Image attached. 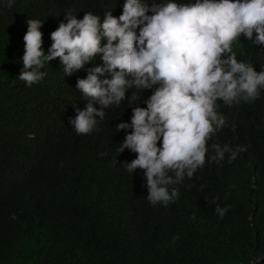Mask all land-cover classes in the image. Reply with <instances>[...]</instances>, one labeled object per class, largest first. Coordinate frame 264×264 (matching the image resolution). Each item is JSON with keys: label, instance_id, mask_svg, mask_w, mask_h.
Returning a JSON list of instances; mask_svg holds the SVG:
<instances>
[{"label": "trees", "instance_id": "1", "mask_svg": "<svg viewBox=\"0 0 264 264\" xmlns=\"http://www.w3.org/2000/svg\"><path fill=\"white\" fill-rule=\"evenodd\" d=\"M125 2L0 0V264H264V88L251 102L217 101L225 126L208 142L204 166L169 186L179 195L164 206L148 202L142 170L122 166L136 158L119 152L131 128L115 129L130 124L132 108L146 107L154 88L134 106L129 90L80 135L70 121L88 100L77 80L103 65L101 55L70 76L57 58L41 69L39 82L18 79L27 20L44 21L47 53L66 13L81 20L90 11L102 23L108 10L118 18ZM233 51L264 70V45L241 35ZM212 143L247 150L215 162ZM217 206L228 209L223 217Z\"/></svg>", "mask_w": 264, "mask_h": 264}, {"label": "clouds", "instance_id": "2", "mask_svg": "<svg viewBox=\"0 0 264 264\" xmlns=\"http://www.w3.org/2000/svg\"><path fill=\"white\" fill-rule=\"evenodd\" d=\"M65 20L50 34L47 53L40 31L44 21L27 20L18 79L28 86L39 82L46 75L41 69L57 58L70 76L101 55L103 65L77 80L76 88L88 100L70 121L80 135L92 132L104 109L119 106L129 90L135 89L127 98L134 106L144 90L154 88L146 107L132 108L130 124L121 122L115 129L131 128L119 152L127 149L136 158L122 166L131 174L144 172L148 202L174 203L179 193L169 186L204 166L208 142L226 124L217 101L228 106L251 102L264 88V70L238 61L233 51L241 35L264 45V0H153L151 6L146 0H126L118 18L108 10L102 23L90 11L81 20L66 13ZM106 74L111 78L101 79ZM211 149L215 162L226 154L231 162L247 150L219 143ZM227 210L216 208L221 217Z\"/></svg>", "mask_w": 264, "mask_h": 264}]
</instances>
